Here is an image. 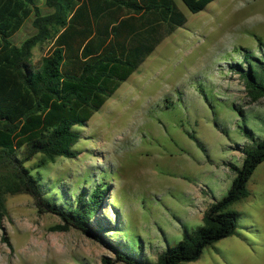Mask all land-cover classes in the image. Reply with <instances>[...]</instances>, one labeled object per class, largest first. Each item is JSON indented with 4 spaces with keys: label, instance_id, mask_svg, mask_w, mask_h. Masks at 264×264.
I'll return each instance as SVG.
<instances>
[{
    "label": "rangeland",
    "instance_id": "obj_1",
    "mask_svg": "<svg viewBox=\"0 0 264 264\" xmlns=\"http://www.w3.org/2000/svg\"><path fill=\"white\" fill-rule=\"evenodd\" d=\"M40 16L53 13L35 0ZM184 24L165 37L83 127L74 158L23 164L44 197L72 207L77 196L103 191L90 223L101 238L135 259L154 263L184 234L202 224L210 204L225 195L240 166V148L264 139V99L252 101L241 77L264 64V0H213L195 14L172 0ZM30 15L10 38L19 46L37 29ZM30 49L37 68L51 49L56 27ZM247 194L228 210L233 235L187 264H264V162L246 182ZM0 264H103L102 244L38 213L30 196L4 197ZM121 264V263H113Z\"/></svg>",
    "mask_w": 264,
    "mask_h": 264
},
{
    "label": "trees",
    "instance_id": "obj_2",
    "mask_svg": "<svg viewBox=\"0 0 264 264\" xmlns=\"http://www.w3.org/2000/svg\"><path fill=\"white\" fill-rule=\"evenodd\" d=\"M191 14L213 0H179ZM53 13L40 16L35 0H0V221L5 215L4 197L25 194L38 213L59 218L53 230L73 228L109 248L112 261L103 264H187L206 247L233 235L236 214L228 208L247 194L246 182L264 162V139L240 148L239 167L228 165L234 176L224 196L209 205L202 224L184 234L154 263L135 259L109 246L93 228L103 191L94 188L77 196L72 207L57 206L44 197L36 178L23 164L40 156V163L57 157L74 158L78 140L75 127H83L155 49L185 19L172 0H45ZM33 16L35 36L19 46L10 38L24 20ZM56 27L54 41L39 66L28 62L30 49ZM252 101L264 99V64H249L241 73Z\"/></svg>",
    "mask_w": 264,
    "mask_h": 264
},
{
    "label": "crops",
    "instance_id": "obj_3",
    "mask_svg": "<svg viewBox=\"0 0 264 264\" xmlns=\"http://www.w3.org/2000/svg\"><path fill=\"white\" fill-rule=\"evenodd\" d=\"M53 41H54V39H53ZM52 43H53V42H52ZM146 58H147V57H146ZM146 58H145V59H146Z\"/></svg>",
    "mask_w": 264,
    "mask_h": 264
}]
</instances>
